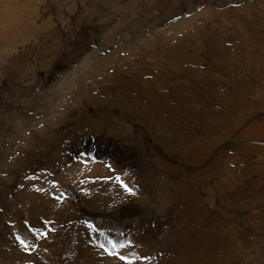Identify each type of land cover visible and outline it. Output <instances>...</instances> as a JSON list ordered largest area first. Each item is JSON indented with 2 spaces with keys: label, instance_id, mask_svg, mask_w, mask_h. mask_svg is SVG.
<instances>
[{
  "label": "rangeland",
  "instance_id": "374dc122",
  "mask_svg": "<svg viewBox=\"0 0 264 264\" xmlns=\"http://www.w3.org/2000/svg\"><path fill=\"white\" fill-rule=\"evenodd\" d=\"M0 264H264V0H0Z\"/></svg>",
  "mask_w": 264,
  "mask_h": 264
},
{
  "label": "bare ground",
  "instance_id": "6f19581e",
  "mask_svg": "<svg viewBox=\"0 0 264 264\" xmlns=\"http://www.w3.org/2000/svg\"><path fill=\"white\" fill-rule=\"evenodd\" d=\"M178 53V52H177ZM129 74H131V72H128ZM123 76V75H122ZM113 77V76H112ZM104 79H106V78H104ZM138 80V79H137ZM143 81H145L146 83H144V84H142V85H138L137 84V81L136 82H132V83H130V87H136V89L137 90H140L142 93H143V95L144 96H146V98H147V101L149 102V101H151L152 100V98L154 97V90L152 89V87H153V85H152V83H151V81H150V79L149 78H146V79H144ZM159 81H161V79H159ZM128 82H130V81H128ZM164 84H166V83H164ZM154 86H157V85H154ZM135 89V88H134ZM142 89H144V90H142ZM140 91H139V93H140ZM141 94V93H140ZM157 94H158V92H157ZM164 95V94H163ZM187 97V96H186ZM186 99V98H185ZM166 100V99H165ZM162 101V100H161ZM186 101V100H185ZM194 101V100H193ZM157 104V103H156ZM138 105V104H137ZM106 106V105H105ZM122 106V105H121ZM151 106V105H150ZM123 107V106H122ZM146 107V106H145ZM160 107V106H159ZM127 108V107H126ZM144 108V107H143ZM153 113V112H152ZM145 114V113H144ZM147 115H149V114H147ZM142 117V116H141ZM149 129H150V127H149ZM147 132V131H146ZM139 146V145H138ZM148 150V149H147ZM157 160V159H156ZM77 166V165H76ZM80 167V166H79ZM77 168H78V166H77ZM75 169V168H74ZM83 169V168H82ZM76 170V169H75ZM89 170H90V177H91V179H93L94 178V180L96 181L97 179H96V177L97 176H99V175H104L105 173H107L106 172V170L103 168V166L102 165H98V164H90V166H89ZM80 171V170H79ZM78 171V172H79ZM83 171V170H82ZM80 176V175H79ZM106 176H108V175H106ZM84 178V177H83ZM85 179V178H84ZM80 181V180H79ZM80 184V183H79ZM86 185V184H85ZM94 185H95V183H94ZM98 186H101L100 187V189L98 190V191H101V188L104 190V189H106V188H108L109 187V184H106V183H101V181L100 180H97L96 181V187L95 188H97ZM91 187V186H90ZM89 187V188H90ZM86 189H88L87 187H85ZM85 189V190H86ZM92 189H94L93 187H92ZM91 189V190H92ZM90 190V191H91ZM102 190V191H103ZM94 191H95V189H94ZM98 191H96V192H98ZM88 192V191H87ZM116 192V191H115ZM116 194V193H115ZM87 195V194H86ZM119 195V193L117 194V196ZM99 196V195H98ZM97 196V197H98ZM116 196V197H117ZM137 196H139V195H137ZM136 196V197H137ZM97 197H95L94 199H95V201H97V204H95V206H96V208H98V209H101V210H107V211H109L107 208H106V206H104V205H101V204H99L98 203V200H97ZM84 199H86V198H84V197H82V200H84ZM105 202H106V200H105ZM141 203V202H140ZM143 203V202H142ZM108 205H110V202L108 203ZM136 212V211H135ZM134 212V210H132V211H130L129 213L131 214V215H135V214H133V213H135ZM128 214V213H127ZM129 215H127V217H128ZM203 216V215H202ZM204 217V216H203ZM123 218V217H122ZM122 218H120V219H122ZM116 219H118V218H111L110 219V221H112V222H115V220ZM78 231H80V230H78ZM203 246V245H202ZM208 251V250H207ZM177 259V258H176ZM174 261V260H173ZM227 261V260H226ZM179 262V261H178ZM224 262V261H223Z\"/></svg>",
  "mask_w": 264,
  "mask_h": 264
}]
</instances>
